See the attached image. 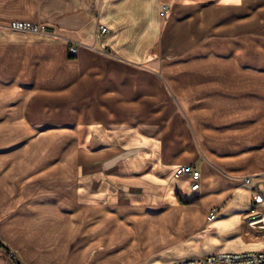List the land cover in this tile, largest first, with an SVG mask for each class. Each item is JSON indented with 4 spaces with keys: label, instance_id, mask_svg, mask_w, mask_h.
Instances as JSON below:
<instances>
[{
    "label": "crops",
    "instance_id": "1",
    "mask_svg": "<svg viewBox=\"0 0 264 264\" xmlns=\"http://www.w3.org/2000/svg\"><path fill=\"white\" fill-rule=\"evenodd\" d=\"M164 4L171 9L161 18ZM263 6L0 0V236L22 264H170L264 251V237L242 220L254 195H264V102L246 93L236 103L231 94L243 81L263 91L264 76L242 70L235 55L264 44L252 28ZM13 22L46 31H16ZM200 44L232 50L211 60L200 57ZM252 57L264 60L253 50L244 63ZM211 63L228 66L216 72L213 134L200 125L209 111L200 105V68ZM236 112L250 117L241 128L261 130L260 147L236 153L215 142L224 130L233 134L237 123L225 124ZM178 113L189 114L194 133L182 115L173 120ZM80 129L90 147H80ZM183 166L200 171L198 191L189 177L174 176Z\"/></svg>",
    "mask_w": 264,
    "mask_h": 264
},
{
    "label": "rangeland",
    "instance_id": "2",
    "mask_svg": "<svg viewBox=\"0 0 264 264\" xmlns=\"http://www.w3.org/2000/svg\"><path fill=\"white\" fill-rule=\"evenodd\" d=\"M257 1H262V0H253L254 4ZM263 5H264V0H263ZM160 12H161V9H160ZM258 14L260 15H256V10L254 9L252 28H253L254 39L256 40L258 39V36H264V6H263V11H259ZM160 17L166 18V17H162L161 15ZM231 50H232V44H200V57L213 60V59L221 58L223 56L228 55ZM253 50H259L260 53H262V56L264 57V44H249L246 50L238 47L235 50L236 51L235 55L238 56L241 62L240 67L242 68V70L248 67H252L253 70H256L257 73H259L261 76H264L262 75L264 74V60H261V61L255 60L253 59L254 57H252V62L244 63L245 53L246 52L250 53ZM213 63H215V61H213ZM214 66L212 64V65L200 68V78H199L200 79V105L205 104L209 110L208 112H205V113L200 112V123H201L200 125H203V124L207 125V127L209 128L207 130H209L211 134H213L212 108H213V105L216 104V97L214 98L213 93L217 92V89L215 88V83L217 82V77H218L216 72L221 71V73H223L225 69L228 68V66L223 67L219 65L220 67H218L217 65L216 69H214L213 68ZM197 77H198L197 74H195V75H187L185 78L186 79L188 78L189 80H191ZM241 84L242 82L240 83L239 86H237L239 88L238 90H236L237 92L231 93L233 97L235 96L234 98L237 101L236 103H239L240 101L245 100L244 94L246 93H248L249 95H253L254 102H256L255 104L259 105L260 103L264 102V88L262 89L263 91H261L262 85L260 82L254 83L252 85L253 88L247 89V90H246V87L248 86V84H245L244 81H243L244 85H241ZM263 84H264V80H263ZM227 94H229V91H227ZM227 105H228V101H227ZM181 115L184 117V119L188 120V122L190 123L189 126L192 130V133H194V126L191 122V119L189 118L190 117L189 114L187 113L173 114V120H176V117L181 116ZM190 115L196 117L198 113H194ZM229 118L230 117L226 118L227 121L225 125L233 128V126H230V125H233V123H237L236 128L233 130L234 132L232 131L233 134L231 135H229L228 133H225L226 130L222 131L223 135L221 137H216L214 135H211L212 138L213 136L215 137V142L217 141V144H220L221 147H223L224 149H227V150H230L236 153H242V152L249 151V149L253 148L254 146L260 147V144L256 145V142L260 140L261 130L256 129L255 127L251 129L241 128L244 125H246L245 123H248V119L250 118L249 116H247L246 113L242 112V113L237 114L236 112V114H234L233 117L231 116L230 120H228ZM78 136L81 141L80 147H86L87 145H85L83 142L85 138L88 136L87 130L80 129ZM193 137L196 138L195 134H193ZM211 137L210 139L208 138V142L210 144L212 143ZM87 147H90V146H87ZM92 147L100 148L101 145L98 143H95L93 144ZM224 237L226 236H221L222 241L226 239ZM249 237L250 236H248V234L243 233L240 239L243 238L242 240L246 242L251 241V238ZM240 239L238 238L236 240L230 241L228 243L230 244L229 249L232 250V248H236L237 246L236 244L241 243L242 241ZM227 241L228 240H225V242ZM215 244L217 245L218 243L216 242ZM0 264H22L21 257L19 256V254L15 250L10 248V246L2 239L1 236H0Z\"/></svg>",
    "mask_w": 264,
    "mask_h": 264
},
{
    "label": "built area",
    "instance_id": "3",
    "mask_svg": "<svg viewBox=\"0 0 264 264\" xmlns=\"http://www.w3.org/2000/svg\"><path fill=\"white\" fill-rule=\"evenodd\" d=\"M170 5H163L160 15L166 17L170 12ZM13 30L30 32L34 34L46 31L44 26L28 23V22H13L10 26ZM100 34H107L108 30L104 25L99 26ZM79 46L71 44L69 54L75 56L78 53ZM174 176L181 178L187 176L191 180V190L198 191L200 189L201 173L192 166H183L176 170ZM249 179L246 180L248 182ZM253 205L249 211L243 216V224L246 229L256 231L264 237V195L257 193L254 195ZM216 217V212L213 211L208 217L212 221ZM170 264H264V251L259 252H240V253H217L207 257L191 258L186 260L176 261Z\"/></svg>",
    "mask_w": 264,
    "mask_h": 264
}]
</instances>
